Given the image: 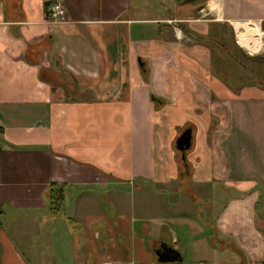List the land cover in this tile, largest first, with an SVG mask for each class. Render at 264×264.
<instances>
[{
    "label": "crops",
    "instance_id": "obj_1",
    "mask_svg": "<svg viewBox=\"0 0 264 264\" xmlns=\"http://www.w3.org/2000/svg\"><path fill=\"white\" fill-rule=\"evenodd\" d=\"M257 36L264 0H0V264L259 263L264 89L222 44Z\"/></svg>",
    "mask_w": 264,
    "mask_h": 264
},
{
    "label": "trees",
    "instance_id": "obj_2",
    "mask_svg": "<svg viewBox=\"0 0 264 264\" xmlns=\"http://www.w3.org/2000/svg\"><path fill=\"white\" fill-rule=\"evenodd\" d=\"M225 46V45H223ZM233 46V45H232ZM235 46V45H234ZM233 48V49H232ZM227 51V53L235 58V60L239 61L238 58L236 57V55H244L243 60H240L239 62L246 68H248L249 70H251L252 72H254V77L257 80V84L264 89V84L260 82V75H264V54L262 56H251L246 54L242 49H240L239 47L235 46V47H229L227 49H225ZM237 51V52H236ZM219 66V63H218ZM218 66L217 63H214V68L216 71H218ZM252 66H256L261 68L262 73L259 74L258 72H256L255 70H253ZM63 193H64V187L63 186H58L56 184H51L49 186V190H48V197L50 199V205H51V209L53 210V212H58V210L60 209L61 205H62V199H63Z\"/></svg>",
    "mask_w": 264,
    "mask_h": 264
},
{
    "label": "water",
    "instance_id": "obj_3",
    "mask_svg": "<svg viewBox=\"0 0 264 264\" xmlns=\"http://www.w3.org/2000/svg\"><path fill=\"white\" fill-rule=\"evenodd\" d=\"M190 143H191L190 129L185 130L175 139V145L177 149L188 148L190 146ZM183 144H185V146ZM155 253L158 256V261L160 262H164V261L175 262L181 260L180 254L177 250H175L170 246H166L164 244H161L160 248L156 250Z\"/></svg>",
    "mask_w": 264,
    "mask_h": 264
},
{
    "label": "rangeland",
    "instance_id": "obj_4",
    "mask_svg": "<svg viewBox=\"0 0 264 264\" xmlns=\"http://www.w3.org/2000/svg\"><path fill=\"white\" fill-rule=\"evenodd\" d=\"M262 35V34H261ZM257 38H258V41H256L255 43H260V41H261V44H263L264 43V41H262L261 40V36H257ZM223 45H226V46H224V47H234V45H236L234 42H231V45H229L228 43H225L224 41H223V43H222ZM234 44V45H233ZM249 44H251L250 42H249ZM233 45V46H232ZM256 44H251V47H253L252 49L254 50V51H257L256 50ZM263 47H264V45H263ZM233 49V48H232ZM263 49V48H262ZM218 50H219V52H222L223 53V51L221 50V49H219L218 48ZM237 52V51H236ZM225 53V52H224ZM226 54L227 53H225V56H226ZM264 54V52L263 51H258V52H254L253 53V55H257V56H262ZM239 57L241 58V59H243L244 58V55H239ZM253 67V69L256 71V72H258L259 74H261L262 73V70H261V68H259V67H256V66H252ZM244 73H246L247 71L246 70H242ZM246 79L248 80V81H250V82H253V83H256L257 82V80L255 79V77H252V76H250V74L248 73V75L246 76ZM260 82L261 83H263L264 84V75H260ZM258 83V82H257ZM256 83V84H257ZM168 134V138H167V140H166V144H167V147H169V148H171V150H173L174 149V147H175V138L173 139V141H172V145H171V143H170V138H171V135H172V133H170V132H168L167 133ZM233 193L232 192H229L228 190H226V193H224L222 196H221V200H223V201H225L230 195H232ZM261 206H258V210L259 211H261ZM197 215H198V213H197ZM229 252H230V254L231 255H234L233 254V252L231 251V250H228Z\"/></svg>",
    "mask_w": 264,
    "mask_h": 264
},
{
    "label": "built area",
    "instance_id": "obj_5",
    "mask_svg": "<svg viewBox=\"0 0 264 264\" xmlns=\"http://www.w3.org/2000/svg\"><path fill=\"white\" fill-rule=\"evenodd\" d=\"M66 16L67 13L63 3L55 1L48 5V8L46 10V17L50 22L57 23L65 21ZM176 33L180 34L181 30L177 28ZM257 264H264V258Z\"/></svg>",
    "mask_w": 264,
    "mask_h": 264
},
{
    "label": "flooded vegetation",
    "instance_id": "obj_6",
    "mask_svg": "<svg viewBox=\"0 0 264 264\" xmlns=\"http://www.w3.org/2000/svg\"><path fill=\"white\" fill-rule=\"evenodd\" d=\"M180 30H182L181 29V27H178ZM252 56V55H251ZM187 129H190L191 130V143H190V146L188 147V148H184V149H177L176 148V145H175V148L177 149V151L179 152V154H181L182 156L186 153V151H188V150H190V148L192 147V127L191 126H186V127H184L183 129H181V131L179 132V134L177 135V137L182 133V132H184L185 130H187ZM176 137V138H177ZM175 138V139H176ZM175 144V143H174ZM184 146H185V144H183ZM181 146V145H180ZM165 245V244H164Z\"/></svg>",
    "mask_w": 264,
    "mask_h": 264
}]
</instances>
